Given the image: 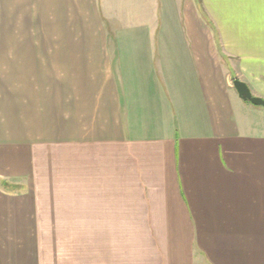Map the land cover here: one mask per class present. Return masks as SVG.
I'll list each match as a JSON object with an SVG mask.
<instances>
[{"label":"crops","instance_id":"obj_1","mask_svg":"<svg viewBox=\"0 0 264 264\" xmlns=\"http://www.w3.org/2000/svg\"><path fill=\"white\" fill-rule=\"evenodd\" d=\"M221 44L264 48V0H0V58L58 68L0 70V264H264V108Z\"/></svg>","mask_w":264,"mask_h":264},{"label":"rangeland","instance_id":"obj_2","mask_svg":"<svg viewBox=\"0 0 264 264\" xmlns=\"http://www.w3.org/2000/svg\"><path fill=\"white\" fill-rule=\"evenodd\" d=\"M224 45V47H223ZM221 44L220 52H221V60L223 65H226L228 70H231V85L233 86V80L241 79L244 76L242 75L241 70H264V48L254 50L252 53L248 51H239L237 46L234 44ZM241 52V53H240ZM248 52V53H245ZM239 54L242 55H251L250 57H241ZM57 60L51 58H16V59H9V58H0V70H57ZM3 79V78H2ZM249 105H251L249 103ZM252 106V105H251ZM264 110V109H262ZM254 116L252 119L254 120ZM258 121V120H257ZM260 122V121H259ZM23 179H11L8 181L9 184L15 185V183L19 184L22 182ZM18 186V185H17ZM13 193H21L19 192L20 189H13ZM5 235V232H2ZM35 232H17V234L12 235L11 238L3 237L4 240H16L17 243L20 244H27V243H41V238L32 237ZM31 237H27V236ZM56 240L62 243L64 241V237H59ZM53 241V240H50ZM36 243V244H37Z\"/></svg>","mask_w":264,"mask_h":264},{"label":"water","instance_id":"obj_3","mask_svg":"<svg viewBox=\"0 0 264 264\" xmlns=\"http://www.w3.org/2000/svg\"><path fill=\"white\" fill-rule=\"evenodd\" d=\"M233 86L235 90L237 91L239 98L241 100H243L244 102H248L255 107L264 108V100L261 98L254 97L247 84H245L244 82L240 80H234ZM5 187L10 188L11 186L9 184H6Z\"/></svg>","mask_w":264,"mask_h":264}]
</instances>
